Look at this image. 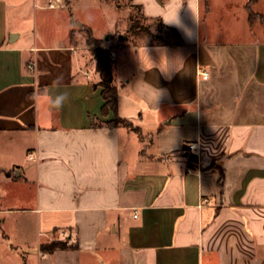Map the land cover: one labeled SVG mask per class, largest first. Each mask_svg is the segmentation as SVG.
<instances>
[{
  "label": "crops",
  "instance_id": "obj_1",
  "mask_svg": "<svg viewBox=\"0 0 264 264\" xmlns=\"http://www.w3.org/2000/svg\"><path fill=\"white\" fill-rule=\"evenodd\" d=\"M52 1L24 29L27 0H0V216L38 237L3 231L0 264H264V24L248 0H130L89 23ZM139 15L172 30L131 34ZM79 24L125 29L107 41L116 113ZM116 116L132 126L107 127ZM59 232L75 246L41 251Z\"/></svg>",
  "mask_w": 264,
  "mask_h": 264
},
{
  "label": "trees",
  "instance_id": "obj_2",
  "mask_svg": "<svg viewBox=\"0 0 264 264\" xmlns=\"http://www.w3.org/2000/svg\"><path fill=\"white\" fill-rule=\"evenodd\" d=\"M256 0H248L246 4V8L248 10V16L250 22H253L256 19H260L264 24V16L258 12H256L252 8V4ZM205 5L207 6V0H204ZM145 19L144 17H134L132 18V24L129 26V32L131 34H150L154 39L161 38L163 39V32L165 29L172 30V28L166 26L160 18H158L156 30L157 32H153L152 27L148 24H144L140 22L141 19ZM87 33V42L91 47V53L93 58L96 61V70L100 75V81L97 85L102 87V95L105 100L103 105V111L105 114L110 111L117 112L118 106V91L117 87L113 82V58L110 55V50L107 49L103 44L102 39L95 38L93 31L90 28L85 29ZM107 127H116L119 125L132 126L131 122L127 119L120 118L116 116L115 119L105 122ZM75 244H67L62 241H49L47 243H43L40 246L41 251L46 253H52L58 249H68L74 247Z\"/></svg>",
  "mask_w": 264,
  "mask_h": 264
},
{
  "label": "rangeland",
  "instance_id": "obj_3",
  "mask_svg": "<svg viewBox=\"0 0 264 264\" xmlns=\"http://www.w3.org/2000/svg\"><path fill=\"white\" fill-rule=\"evenodd\" d=\"M129 2H130V0H78L76 8L78 11L77 12L78 17L80 18L81 21L87 20V22L88 21L92 22V19H96V17H97L96 15L100 11L105 12V13H112V14L115 13V4H117V6H119V10H121L122 13L129 12V10H130ZM40 5H45V3H41L39 5H34L33 0H27L26 4H24L22 14L26 19L27 18L30 19L29 23L21 25L24 29H25V27L28 28L29 26H32V22H33L32 17L34 15V10H39V11L42 10L43 12H49L50 11V10H47L46 8L43 9V7H41ZM119 10H117V11H119ZM135 14H137V12L134 13V15ZM139 17H140V15H139ZM140 22H142L144 24H148V22L145 21L144 19H141ZM78 26H81V29L84 31H85V29L89 28L88 27L89 25H87V24H79ZM123 31H125V29L123 30V28H121L116 33L109 34L106 38H98V39H102L103 40L102 45L106 46V45H108L107 41L109 39H114L115 41H118L119 36L125 34V32H123ZM95 38H97V37H95ZM10 216H11L10 214L6 215L5 224L3 223V217L0 216V222L2 224V228L0 227V237L3 238V231H6L10 235V240L8 241L9 245L11 242L17 240V241H20L22 243L23 242L24 243L25 242L31 243L30 246H28V247L25 245L24 246L26 249H28L29 247H30V249H33L34 245H32V244H34L38 239L37 232L35 231V228H34L35 232L32 231V234H33L32 237H24L19 232L20 225H24L23 220L21 219V217L13 218ZM25 239H27V240H25ZM54 240L66 242L67 244H74L70 234H68V233L59 232L58 234L53 235L50 241H54ZM3 247H4L3 243L0 242V250H2ZM14 258H16L17 261H19L20 255H15Z\"/></svg>",
  "mask_w": 264,
  "mask_h": 264
},
{
  "label": "clouds",
  "instance_id": "obj_4",
  "mask_svg": "<svg viewBox=\"0 0 264 264\" xmlns=\"http://www.w3.org/2000/svg\"><path fill=\"white\" fill-rule=\"evenodd\" d=\"M69 95V91L63 86L62 77L57 76L52 82V88L50 89L48 99L49 104L59 109L68 101Z\"/></svg>",
  "mask_w": 264,
  "mask_h": 264
},
{
  "label": "built area",
  "instance_id": "obj_5",
  "mask_svg": "<svg viewBox=\"0 0 264 264\" xmlns=\"http://www.w3.org/2000/svg\"><path fill=\"white\" fill-rule=\"evenodd\" d=\"M62 4H63V1L62 0H53L51 3H49L48 7H50V8H56V7H58V6L62 5ZM105 47L110 50V55H111L112 58H114L115 57V51H114V49H112L109 45H106ZM33 67H34L33 64L30 65V68H33ZM201 74L203 75L204 78H207L208 77V73L207 72H202ZM136 215L137 214H135V216Z\"/></svg>",
  "mask_w": 264,
  "mask_h": 264
},
{
  "label": "water",
  "instance_id": "obj_6",
  "mask_svg": "<svg viewBox=\"0 0 264 264\" xmlns=\"http://www.w3.org/2000/svg\"><path fill=\"white\" fill-rule=\"evenodd\" d=\"M120 39H122V36H119Z\"/></svg>",
  "mask_w": 264,
  "mask_h": 264
}]
</instances>
